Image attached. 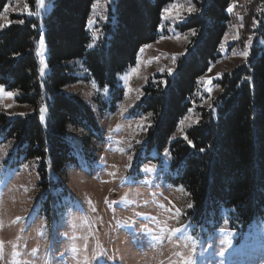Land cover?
<instances>
[{
    "label": "trees",
    "instance_id": "16d2710c",
    "mask_svg": "<svg viewBox=\"0 0 264 264\" xmlns=\"http://www.w3.org/2000/svg\"><path fill=\"white\" fill-rule=\"evenodd\" d=\"M10 1L0 0V12ZM173 1L115 0L103 26L105 35L93 47L88 21L95 0H51L50 11L42 16L13 15L0 31V85L31 111L15 118L0 113V135L13 140L26 159H36L41 189L77 160L68 138L72 129L85 131V148L80 150L87 156L93 154V142L102 141L95 108L64 88L80 80L93 82L101 97L98 109L106 110L103 90L109 87L121 95L117 76L135 65L142 46L157 41L162 10ZM232 2L195 0L196 12L180 27L195 30L187 54L165 82L144 88L134 111L150 116L140 161H159L162 167L167 160L164 181L188 192L189 218L206 234L225 222L244 234L264 220V10L257 17L248 57L214 81L219 92L210 104L197 107L198 120L176 136L202 93L200 80L221 58ZM36 4L29 0L34 13ZM42 34L47 45L45 77L37 56ZM44 107L45 121L39 111ZM163 152L167 155L162 159L158 155Z\"/></svg>",
    "mask_w": 264,
    "mask_h": 264
},
{
    "label": "rangeland",
    "instance_id": "374dc122",
    "mask_svg": "<svg viewBox=\"0 0 264 264\" xmlns=\"http://www.w3.org/2000/svg\"><path fill=\"white\" fill-rule=\"evenodd\" d=\"M262 1L231 3L233 10L221 58L200 80L202 93L180 122L177 137L198 120L197 107L210 104L219 92L214 81L245 61L240 53H250L253 30L259 25L257 17L264 10ZM114 2L95 0L92 6L88 21L92 47L105 35L103 26ZM173 4L179 5L176 19L169 22L163 18L168 13L163 12V30L157 41L148 44L151 47L139 52L135 65L117 76L121 95L110 92L109 87L103 90L108 101L106 110L98 109L101 97L93 82L80 80L64 88L65 93L95 108L102 141L93 142V156L80 150L85 131L72 129L68 138L78 154L77 160L68 163L60 175L52 176L49 187L41 189L36 159H26L13 140L0 135V264H185L189 257L195 264H264V220L244 234L230 230L227 222L212 234L202 233L189 218L188 192L163 179L162 170L167 168L163 157L167 152L158 155L163 159L162 167L159 161H140L150 116H137L134 111L147 85L165 82L167 76L173 75L193 35L192 30L180 27L196 12L188 13L189 7L197 9L195 0H174L165 8ZM7 5L8 11L0 17V31L13 15H27L26 10L21 11L25 5L30 7L29 0H12ZM51 7V0H45L44 7L36 4L40 16ZM41 37L37 56L45 77L47 45L44 34ZM75 66L83 76L80 62ZM209 77H214L211 85ZM208 87L211 92L206 90ZM4 92L9 91L4 88ZM29 112L15 96L0 94V113L15 118L21 116L17 113ZM42 120H46V109ZM176 209H180L179 214ZM17 217L23 219L17 221ZM177 228L180 232L172 231ZM220 252L224 255L220 256Z\"/></svg>",
    "mask_w": 264,
    "mask_h": 264
},
{
    "label": "snow or ice",
    "instance_id": "6c2138e0",
    "mask_svg": "<svg viewBox=\"0 0 264 264\" xmlns=\"http://www.w3.org/2000/svg\"><path fill=\"white\" fill-rule=\"evenodd\" d=\"M36 3L39 6H41V7H44L45 6V0H36ZM8 7H9V5H5L4 10L2 12H0V17H3L4 13L8 11ZM178 8H179V5H176V4H173L172 6H170L168 8H164L162 10V12L168 13V15L165 16V17H163V18L166 19V20H168L169 22H171L173 19H176V16L179 15V13L177 12V9ZM25 10H26V14L29 15V16L39 15V13H34L31 10V8L28 7L27 5H25V9H22L21 11L24 12ZM227 10L229 12H232L233 9H232V7H229ZM195 11H196V9L194 7H189L188 8V13L189 14H191V13H193ZM180 20H181V22H183L184 17L181 16L180 17ZM19 23L23 24L24 21L23 20H20ZM253 23L255 24L257 22L256 21H253ZM10 24H11V21H7L3 25V27H7ZM33 27H35V25H33ZM160 29L163 30V25H160ZM192 34L195 35V30H192ZM236 38L238 39L239 37L237 36ZM248 41L249 42L251 41V37L248 38ZM40 43H41V45H43V38L42 37H41ZM147 47H151V45H144V46H142L140 48V52L142 53L144 51V49L147 48ZM220 47L223 48V45H220ZM233 54L235 55L236 53L234 52ZM240 55H243L245 58H247L248 55H249V52L248 51H243V52L240 53ZM154 59H158V57L157 58H154ZM173 59L175 60L176 57L173 56ZM167 71H168L169 74H171V71L172 70L171 69H168ZM209 71H211V68H209ZM41 72H43V69H41ZM212 79H214V77H209L208 78V81L207 82H208L209 85H211V80ZM246 79H250V78H246ZM206 90L209 91V92H211L212 91V88L211 87H208ZM106 91H107V89H106ZM0 94H6L7 96H10V97L16 95L14 92H11V91L5 93L4 92V88H3L2 85H0ZM9 107H11V106L9 105ZM39 111H40L41 119H43V114H44L45 109L44 108H41ZM17 115H21L22 116V115H26V114L25 113H17ZM189 144H191V141H189ZM201 151H203V149H201ZM181 190H183L182 187H181ZM126 199H127V197L125 196L124 200L126 201ZM121 202H123V201H121ZM189 207H192V205L190 204ZM169 210L171 211V209H169ZM176 212L179 214L180 213V209H176ZM22 219H23L22 217H17V221L22 220ZM172 231L175 232V233H178V232H180V229L177 228V229H173ZM2 253H3V241H0V255H2ZM219 255L220 256H223L224 253L223 252H220ZM85 264H87V261H85ZM185 264H195V261L192 260L191 257H189L185 261Z\"/></svg>",
    "mask_w": 264,
    "mask_h": 264
}]
</instances>
